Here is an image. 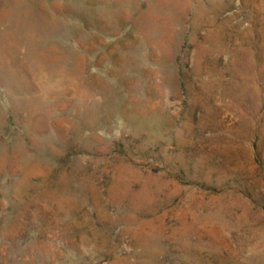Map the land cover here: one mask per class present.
I'll list each match as a JSON object with an SVG mask.
<instances>
[{"label":"rangeland","instance_id":"374dc122","mask_svg":"<svg viewBox=\"0 0 264 264\" xmlns=\"http://www.w3.org/2000/svg\"><path fill=\"white\" fill-rule=\"evenodd\" d=\"M0 264H264V0H0Z\"/></svg>","mask_w":264,"mask_h":264}]
</instances>
